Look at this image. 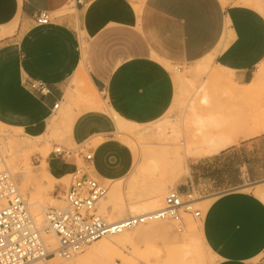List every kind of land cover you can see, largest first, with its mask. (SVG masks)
Segmentation results:
<instances>
[{
	"label": "crops",
	"instance_id": "crops-1",
	"mask_svg": "<svg viewBox=\"0 0 264 264\" xmlns=\"http://www.w3.org/2000/svg\"><path fill=\"white\" fill-rule=\"evenodd\" d=\"M71 1L0 0V27L11 30L15 24L0 41V124L34 137L45 132L67 104L82 61L81 40L87 44L86 73L97 93L119 118L140 125L156 122L173 105V68L192 67L210 57L213 67L244 85L264 60V17L243 5L226 6L221 0ZM40 14L50 21L38 23ZM110 118L100 111L82 112L73 124L74 142L106 134L115 128ZM116 152L115 145L99 152L94 166L101 178L111 175L103 159ZM211 158H216L209 172L212 184L230 185L202 218L212 264H261L264 202L240 188L264 182V131ZM201 160L190 163L189 182L177 189L182 194L196 192L193 181L205 166ZM67 161L54 156L50 166H74ZM235 168V180H228Z\"/></svg>",
	"mask_w": 264,
	"mask_h": 264
},
{
	"label": "bare ground",
	"instance_id": "bare-ground-1",
	"mask_svg": "<svg viewBox=\"0 0 264 264\" xmlns=\"http://www.w3.org/2000/svg\"><path fill=\"white\" fill-rule=\"evenodd\" d=\"M241 3L243 6L257 11L264 17V2L262 0H241ZM71 4H74V0L71 1ZM14 26L15 24H13L11 28L13 29ZM12 29H5L4 31L9 34ZM226 32L228 33V30H226ZM81 51L82 61L73 77V84H78V90H72L67 93V104L62 107L59 116H54L49 120L45 127V132L42 135L31 137L26 135L21 128L0 124V178L3 175H7V181L12 183L13 188L17 189L22 199L23 196L19 192L12 175H15L17 181L22 183L23 188L26 189L28 181L31 178L28 165L35 143L44 139L46 131H49L53 137H58L59 141L65 140L66 142L73 144V124L75 119L84 111H106L114 121L115 134L119 139L118 142L125 145L132 153V172L127 186L130 191L140 189L147 192L145 195L147 198L144 200L138 199L139 201L129 203L125 213L128 215L127 217H138L165 208V199L171 193V191H169L164 196L167 184H169L171 180H178L181 176L188 173L186 162L188 158L194 157L197 159L214 156L226 148L238 143L239 138L225 131L223 129V124L227 118L230 120V118L235 115L240 117L243 114L244 117V111H236V109H232L230 105H225L220 98L218 101H212L206 95H204L199 102L205 106L209 105V109H201L196 101L193 102L189 100L184 106L185 110L179 121L177 120V122L175 121V123H171V130L168 127L165 128L166 124L164 126H153L149 130L144 125L135 124L119 118L109 109L106 103L104 105L101 103L96 89L93 87L87 76L84 66L87 44L84 40H81ZM211 62L212 60L210 57L204 61L198 62L190 68L188 75L176 73L175 79L185 88L186 91L191 92L194 90L195 92L196 79L209 70ZM263 64L264 60L259 64L257 72H255L251 82L244 85H239L234 82L232 79V73L219 67L216 68L215 76L219 79L221 78L224 80L225 78L226 80H229L232 84L231 91H233L234 96L244 98L245 96L258 92L264 86ZM78 101L83 103V108L82 112L75 113L74 106ZM175 102H178L176 94L173 103ZM253 112L255 113L253 120L248 123L247 129L245 128V130H243V138H250L259 132L264 131V106L261 103L255 104ZM179 123L183 128L192 127L190 133L184 134L180 132L177 128ZM2 128H12L17 130V133L9 135L1 133ZM22 135L25 136L26 139L33 140L34 142L30 143L29 141L23 140V138H21ZM44 140H46V146L48 147L49 140L46 138ZM95 143L97 146L102 144L99 140ZM8 150H10V152ZM62 150L64 149H61L60 147L55 148V151ZM68 152L70 151H67V154L69 155ZM71 168L70 165L64 166L63 170H55L50 167L48 172H42L39 185H51L58 179H65ZM75 170L76 169H74V171ZM87 170L89 176L98 178V172L95 167L87 168ZM169 177H171L170 180H168ZM104 181L111 183V190L109 195H107L108 188L103 184L106 188V195L102 197L99 202L106 196L107 201L111 204L120 201L123 195V182L109 181L108 179H104ZM252 188L253 187L250 184H246L243 185L240 190L244 192H252L264 202V186H256L255 189ZM174 190L176 191L177 189H173L172 191ZM194 194L195 193L193 192L192 207L195 204H198L205 209H207L214 198L218 196L195 198ZM10 198L13 199V196H10ZM62 204L63 205L59 207H64L63 202ZM4 206H6V201L0 200V208ZM49 207H51V205H49ZM26 209L28 214H30L29 218L34 222V225H28L26 227L27 230L35 232L37 229L40 235V242L44 248L43 253L54 252L56 256L52 258H44V256H40V254L25 264H38L41 261H44L43 264H90L92 262H96V264H110L115 258L125 261V258L121 256L119 251L121 249L123 250L126 245L131 244L134 239L133 235L129 233V229L120 233L111 234L109 236L113 237L109 238L108 241L98 239L94 241V243L92 242L93 245L83 258L69 263H63L55 257L69 260L75 255L65 259L58 254L59 240L56 233L51 228L48 218V215L51 212L50 210L53 208L47 211V204L43 198L31 195L29 197L28 205L26 204ZM122 219L116 217L111 221H108L107 219L105 220L107 222H117ZM165 220L146 222L139 224L136 227H147L156 234L170 237L171 230L163 223ZM189 222L190 228L186 233V236L183 241L178 243L181 246L182 261L186 264H207L204 259V252L206 251L210 255L211 252L203 238L202 223L195 225L191 221Z\"/></svg>",
	"mask_w": 264,
	"mask_h": 264
},
{
	"label": "rangeland",
	"instance_id": "rangeland-1",
	"mask_svg": "<svg viewBox=\"0 0 264 264\" xmlns=\"http://www.w3.org/2000/svg\"><path fill=\"white\" fill-rule=\"evenodd\" d=\"M136 2H140L141 0H132ZM264 2V0H262ZM222 4L229 6H237L242 5L241 0H221ZM72 5V4H71ZM0 35L2 38L8 35V32L6 33L2 27H0ZM264 68V64L262 66ZM190 66L187 67H176L173 68L172 71L174 73V76L176 73L188 75L190 71ZM258 69V67H257ZM257 69L255 72H257ZM216 68L210 65L209 70L199 76L196 79V91L192 90L191 92H188L185 90V88L179 84L176 81V98H178V102L173 103L174 105L166 112V114L157 120L156 122H152L150 124L144 125L149 130L151 127L156 125H162L165 128H169L171 130V123L179 121L181 115L183 114V111L185 110L184 106L185 104L190 100L193 102H197L198 105L201 107V109H209V105L205 106L200 104V100L204 95L208 96V98L212 101H218L219 98L223 101L225 105H230L232 109L244 111L245 116L243 117V114L238 117L234 116L230 118V120L227 118L225 120V123L223 124V129L227 132H229L231 135H235L239 139H243V130L245 128L247 129V125L249 122L253 120L254 116V106L255 104L261 103L264 106V86L256 93L245 96L244 98L236 97L233 94L232 84L229 82V80L219 79L217 76H215ZM71 87L72 90H78V84H73V79L71 80ZM195 89V88H194ZM194 92V93H192ZM205 93V94H204ZM98 98L101 101V103L104 105L105 102L103 100V97L98 94ZM63 107V106H62ZM62 107L60 108L58 114L56 116H59ZM83 103L78 101L76 105L74 106L75 113L82 112ZM105 110V108H104ZM108 116L110 118V115L106 111H100ZM234 112V111H231ZM112 119V118H110ZM113 120V119H112ZM177 128L180 132L189 134L192 130V127H181V124H178ZM111 130L109 132H106V134H100L95 135L89 138L87 141L83 142L82 144L79 142H74L73 144L66 142L65 140L59 141L58 137H53V135L50 134L49 131H46L45 138L49 140V146L47 147L46 140L41 139L38 143L36 142L34 145V150L30 156L28 170L31 173V178L28 181L27 188H23V184L19 183L17 181V178L15 175H12L16 186L23 196V199L25 200L26 204L29 203V197L32 196H39L42 197L43 200L47 204V211H49L51 208L62 206V195L63 192H65L69 186L70 177L74 169L81 167L84 168L86 171L87 168L95 167L97 163V158L99 155V152L102 148H107L110 146L115 145L116 153L112 155L111 153L108 158L103 159L107 163V167L109 168L106 173L111 174L107 177H100L98 175V178H94L100 183L104 184L108 188V194L111 190V183L108 181H104V179H108L109 181H121L123 182L122 185V197L120 201L113 202V204L109 203L107 201V196L98 203V210L97 213L104 219H107L108 221H111L114 218H120L124 219L127 218L128 215H126L127 206L129 203L139 201L138 199H146L147 192L142 190H132L130 191L127 183L131 177L132 172V162H133V156L132 153L129 151V149L118 142V137L115 134V128L111 126ZM1 133L5 134H15L17 133V130H14L12 128H2ZM24 132V131H23ZM25 133V132H24ZM26 134V133H25ZM27 135V134H26ZM30 136V135H29ZM34 137V136H31ZM23 140L29 141L30 143L34 142L33 140L26 139L25 136L22 135ZM99 140L102 144L99 146L96 145V141ZM238 144V143H237ZM56 147H60L61 149H64L65 151H70L71 155H63L64 160H68L67 162H73L74 166L69 170L67 173V177L65 179H58L54 181L51 185H39V180L41 177L42 172L46 171L48 172L50 169V163L51 158L56 156L53 154V151ZM10 152V150H8ZM91 154L93 156V161L91 163H87L84 161L83 156ZM62 156H58V158H63ZM202 159L201 161L205 163V166L203 168V175H199V180L197 182L193 181L194 187H195V198L200 197H207V196H217L221 193L225 192L226 189L230 188V185L228 184H218L215 186V184H212V180L214 178L210 177V171H211V165H213L214 159L210 157H204V158H194L190 157L186 160L187 167L189 168V165L192 161ZM60 161V159H58ZM95 163V164H94ZM215 163V162H214ZM190 170L188 169V173L181 176L180 179H173L169 184H167L165 194L164 196L173 189H178L182 184H186L185 182L188 180L190 175ZM169 174V173H168ZM167 174V175H168ZM170 175V174H169ZM198 175V174H196ZM237 175V168L232 170L230 174L228 175V180H235V176ZM92 177V176H91ZM197 177V179H198ZM93 178V177H92ZM171 177H169L168 180H170ZM225 179V178H223ZM221 181V180H220ZM247 184H249L247 182ZM246 185V184H242ZM255 189L256 186H264V182L261 183V185H252ZM242 187V186H241ZM51 205V207H49ZM29 208V206H28ZM193 210H198L201 212L202 217L196 218L192 216L191 214L183 213L181 215V221H173V220H165L163 223L165 226H167L171 230V236L165 237L161 236L159 234H156L155 232H152L149 228H133L129 230V233H131L134 237L131 244H128L125 246V248L119 251L122 257L125 258V261H122L120 259H113V261L110 264L118 263V264H186L182 260L181 255V246L178 244L179 242L183 241L184 237L186 236V233L189 230L190 222L196 224H200L203 221V217L205 214L206 209L201 207L198 204H195L193 206ZM30 211V209H29ZM32 215V214H31ZM113 236L101 238L103 241H108L109 238ZM94 243V242H93ZM90 244L88 247L84 248V250L78 254H76L73 258L69 260H63L58 257H55L56 259L62 261L63 263H69L74 260H78L80 258H83L87 251L90 249V247L93 245ZM54 256H49V258H52ZM48 258V259H49ZM204 259L207 264L212 263V256L208 252H204ZM44 261L39 262L38 264H43ZM31 264V263H30ZM34 264V263H33ZM90 264H96V262H92Z\"/></svg>",
	"mask_w": 264,
	"mask_h": 264
},
{
	"label": "built area",
	"instance_id": "built-area-1",
	"mask_svg": "<svg viewBox=\"0 0 264 264\" xmlns=\"http://www.w3.org/2000/svg\"><path fill=\"white\" fill-rule=\"evenodd\" d=\"M49 21L47 14H40L37 18L40 24ZM2 39L0 35V41ZM39 89L41 92L46 91L44 86H39ZM53 154L62 157L68 155L64 150H54ZM83 158L91 162L92 155L87 154ZM105 195L106 188L102 183L89 176L84 168H76L71 175L69 187L62 195L64 207L53 208L48 215L51 228L59 240L60 257L68 259L98 239L133 229L146 222L165 219L181 221L183 213L201 218V212L192 207L193 192L182 194L174 190L166 197L163 209L117 222H107L97 213V204ZM0 200L6 201V206L0 208V264H25L40 254L44 258L56 256L54 252L43 253L37 229L35 232L27 230L26 227L34 225V222L29 218L26 204L17 189L7 181V175L0 178ZM261 264H264V259Z\"/></svg>",
	"mask_w": 264,
	"mask_h": 264
}]
</instances>
